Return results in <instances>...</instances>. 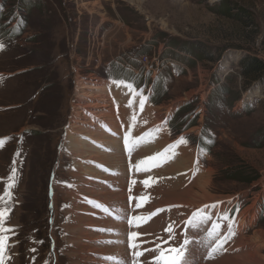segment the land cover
Here are the masks:
<instances>
[{
    "label": "rangeland",
    "instance_id": "1",
    "mask_svg": "<svg viewBox=\"0 0 264 264\" xmlns=\"http://www.w3.org/2000/svg\"><path fill=\"white\" fill-rule=\"evenodd\" d=\"M17 1L0 0V139L5 140L0 146V196L11 192V199L0 200V209L9 210L4 226L15 229L5 233L10 237L5 251L10 259L5 264H85L79 254L90 242L81 239L87 229L83 223L94 219L96 204L108 209L101 213L106 217L127 216L126 195L130 194L124 188L130 178L129 166L125 168L129 152L122 151L123 131L130 133L133 144L149 133L145 136L149 142L132 150L131 178L136 183L131 194L150 196L142 207H134L133 216H148L152 204L151 209L169 205L152 218L163 214V223L174 226L178 219L171 215V204H183L188 215L198 209L211 213V222L222 225L223 236L229 234V221L222 219L227 214L234 221L233 231L240 234L235 237L242 253L225 257L221 249L201 263L264 264V241L257 242L260 237L264 240V96L248 100V91L239 90V61L250 54L264 60V0H31L40 4L39 9L24 14ZM221 4L253 13L261 36H256L257 29L221 15ZM20 16L25 18L24 28L17 23ZM18 26L23 28L21 33H10ZM190 47L211 59L203 61ZM145 56L154 61L157 76L145 74L140 61ZM112 78L147 86L137 95ZM81 80L104 86L113 116L118 114L124 121L118 134L106 125L110 136L103 144L93 141L95 132L79 142L73 140L72 133L81 131V122L74 120L75 108L84 99L77 91ZM149 94L141 110V96ZM236 96L240 100L233 102ZM122 103L125 110L119 109ZM130 113H147L149 125H161L140 131L146 123L133 125ZM191 122L195 127L186 130ZM181 138L187 143L173 149L166 162L149 172L136 170L137 162ZM114 139H122L118 151L112 149ZM13 172L15 183L9 190ZM149 178L155 182L145 186L143 181ZM212 204L218 206L204 207ZM248 208L253 209L249 215L254 219L238 231V221L246 218ZM106 222L128 242L126 219L121 227L110 219ZM163 223L158 217L146 230L157 232ZM140 227L130 226L135 231ZM207 232L189 229L194 240L203 243L211 239ZM139 240L148 241L143 243L145 249L154 247L149 236ZM182 242L175 236L170 244ZM191 247L198 257L194 241ZM100 249L116 257L119 253L113 245L105 249L94 244L85 250ZM249 252L256 254L255 259L248 257ZM152 257L149 252L140 260L149 264ZM189 264L198 262L190 256Z\"/></svg>",
    "mask_w": 264,
    "mask_h": 264
},
{
    "label": "bare ground",
    "instance_id": "2",
    "mask_svg": "<svg viewBox=\"0 0 264 264\" xmlns=\"http://www.w3.org/2000/svg\"><path fill=\"white\" fill-rule=\"evenodd\" d=\"M106 87H108L109 89H112L113 88V87H110L108 85H106ZM77 91L79 92V94L81 96H83L84 99H83V101L80 104H78L79 107L78 108H75L74 120L77 119V120H75L76 122H81V128H80L81 131H79V132L77 131L76 133L75 132L72 133V134H75V135H73L74 136L73 137V140L74 141L79 142L82 138H83L82 140H84L85 138H87V136L90 133H94L95 132L96 133V136H93V141L94 142H97V140H99V143H102L103 144L108 139V137L106 135L110 136L109 134H107L105 132L106 131L105 127H107V126L110 127V129H111L110 132H112L114 134H118V131L119 132H122L123 131V129H121V128L124 126V121L119 118L118 114H115L113 116V112L111 111L110 104H109V99H108L107 95L105 94L104 86H101L99 84V82H92L90 85H86L81 80V83H78V89H77ZM124 93H125V91H123V90L120 91V94H124ZM112 94H113L114 98H116V95L114 93H112ZM245 97H246V99L250 100L253 97V94H248ZM118 103H119V101H118ZM107 108H108V110H107ZM119 109H124L125 110L124 103L119 104ZM132 115H135V117H136L135 122H133V120L131 118ZM148 117H149V114H147V113H141L139 115L130 113V117H129L128 120H129L130 123H132L135 126H139V125H142V124L146 123L145 125H142V127L143 126L144 127L141 128V130H140V131L145 130V132H147V131H149L151 129H155L156 127H159V125H161V122H158V123L157 122H154V123H152V124L149 125L148 122H149V119L150 118H148ZM82 118L84 120H81ZM96 130H100V131L99 132H96ZM157 130L159 131V129H157ZM123 133L127 134L128 132L123 131ZM128 134H130V133H128ZM114 141L115 142L113 143L112 149L115 150V151L120 150V146L122 144V139H117V141L114 139ZM84 142H85V146H87L88 145L87 141H84ZM134 144H136V142ZM123 146H124V144H123ZM181 149H179V150H181ZM122 151L125 153V152L128 151V148L127 147H124V150H122ZM181 152H182V150H181ZM126 156H127V159L129 161V163H128V165L125 166V168H127L129 166L128 167V175L130 176V178L128 179L127 188L126 187L124 188L125 190L127 189L126 192L127 193L129 192L128 194H130L128 196L126 195L127 202H128L127 207H125L126 208L127 216L126 217H123V219L122 218H118V217H122V216H120V215H118L116 213V217L115 218L112 217V214H111L110 217H106L103 214L101 215V213H105L103 203L96 204V209H95V212L93 213L94 219H92V220L86 219L87 222L86 223H83V226L85 228L87 227V229H83L84 231L81 230V229H79L80 231H83L82 234H81V239L84 240L85 242L86 241L87 242H90L89 244H87L86 247H84V249H83L84 251L82 252V254H79L80 257L83 258V260L85 261V264H113V262L111 260L105 259V258L106 257H113V256L116 257L115 254L110 255L108 251L105 252V251L101 250L102 248L100 249L101 251H97V252H94V251H91L90 252V251H86L85 250V249H89V247H91V245H94V244H98L99 246L104 247L105 249H108L111 245H113V248H117V249L119 248L118 249L119 250L118 251L119 253H118L115 261H118V260L123 259L124 256L125 257L128 256V258L130 259V254H129V251L130 250L128 248V242H126L123 239H121L119 237V235L116 234V232H118V230H115L114 228L110 227L111 225H109L106 222V219H110V220H112L114 222L120 223V227H121L123 224H125L123 222L124 219H126L127 217L133 216V214L131 213V211L134 210V207L136 205L137 199H132L131 201H128L130 196L131 197H135L134 194H131L132 191H133V187L135 185V184L132 183L133 180L131 178V176L134 173V171H133V169L131 167V158L133 156V152H131V155H129V153H128V155H126ZM149 156H151V154ZM137 164H138V162H137ZM118 170H119V167L116 168V169H114L113 172L116 174ZM95 185H97V184H95ZM97 186L100 187V184H98ZM157 193L158 192H156L155 194H157ZM93 194H95V193L93 192L92 195ZM123 194H124V192H123ZM82 195H84V194H82ZM147 197H150V196H147ZM210 200H215V199H210ZM84 201H87V200H84ZM155 201H158V199L155 198ZM211 203H213V202H211ZM87 204L88 203H85L84 205H87ZM149 204L147 203L146 205L149 206ZM208 204H210V203H208ZM98 205H100V206H98ZM153 205L154 204H152V205H150L148 207L149 210H151L149 213H151L153 210L157 209L156 207L151 209V207ZM171 205H172L171 207H174V209L171 210L172 212L171 211H169V212L172 213L171 215L173 217L175 216V218L178 219V222L176 224H174V226H173L174 227V231H175V236L178 239L182 240V241H183L184 238H187V239L195 242V245L198 246V252H200V253H199L198 257H197V255L194 252V247H191V245H189V248H190V256H193L197 260L198 264H202L201 262L204 261V259H209L207 257V255H206V252L208 251V249H210L212 246H214L215 240H213L211 238L209 240V242L206 241L205 243H203L202 241H200V243H197L198 241L197 240H194V238L189 233V229L191 227H189L186 224V221L190 218L191 215H188L186 213L187 210L184 209L183 204H179V205L171 204ZM177 206H180V207H177ZM72 207H69L68 209L70 210V209H72ZM165 207L168 208L169 205H167V206L166 205L165 206H161L158 209H166ZM183 210H184V214H182V211ZM251 211H253L252 208L249 209L246 212V218H244V219L241 218V220L238 221L239 222L238 231H239V227H240V229L242 228V230H243L244 229L243 224H245L246 222L247 223L248 222L251 223L252 220L254 219L253 216L250 217V215H249ZM166 212H168V211H166ZM149 213H147V214H149ZM140 216H143V215H140ZM158 217H160L162 219V223H163L165 216L163 214H161V215L157 216L156 218H158ZM240 217H241V215H240ZM156 218H154V219L151 218L149 221H147V224L144 225V226H142V227H140L141 229H138V231L139 232L145 231L144 233H147V234H144L142 236H145V237L146 236H149V238H150L151 241L157 240V237H161V238H163L165 240L166 236H168V233L165 231V229L168 227L166 225V222H165V224L163 223V226L160 227V230L157 231V232H153V231L150 232V231H147L146 230V227L148 225H150ZM97 220H100V221H97ZM213 223H214V221L211 222V220H210L207 224L201 226L200 229L203 230V231H206V230L209 231L210 228H211V225ZM252 224H254V223H252ZM252 224H250V225H252ZM125 225L126 226H129V229L127 231V234L130 231H135L134 229H131L130 228V225L127 222H126ZM108 229H112V230H115V231H106ZM185 229H187V235H186V237H185ZM88 231L90 232L89 234L87 233ZM225 235H229V234L226 233ZM225 235H223V236H225ZM235 236H240V234H237V230H235V235H231V238L228 239L227 242L224 243V245H223L222 255L225 254V257L226 256L227 257H234L237 254H239L240 252L242 253L240 247L237 244L238 243L237 242L238 240L236 239ZM91 238H93V239H91ZM239 238H241V237H239ZM116 240L122 241V243H109L108 242V241H116ZM240 241H242V240H240ZM263 241L264 240L261 239V237L257 240V242H263ZM233 243H235L236 245L234 244L232 247L230 246L228 249L226 248L230 244L232 245ZM124 244H127L126 249H124V247H123ZM224 248H226V249H224ZM246 248H247V246H246ZM112 251H110V252H112ZM84 252H86V253H84ZM230 252H233L235 254L231 255ZM79 253H81V252H79ZM146 253H149V252H145V254ZM154 255H155V253H153V256ZM201 255H203V257H201ZM255 255H256L255 253L254 254L251 253V252L248 253V257L250 259H255ZM151 260H152V258H151ZM239 262L240 261L238 260L237 263H239ZM212 264H214V263H212Z\"/></svg>",
    "mask_w": 264,
    "mask_h": 264
},
{
    "label": "snow or ice",
    "instance_id": "3",
    "mask_svg": "<svg viewBox=\"0 0 264 264\" xmlns=\"http://www.w3.org/2000/svg\"><path fill=\"white\" fill-rule=\"evenodd\" d=\"M3 49V45H0V50ZM114 83H117V85H122L125 82L124 81H114ZM127 88L136 91L133 88V85L131 83H128L126 85ZM137 95H140L141 93L136 92ZM147 100L146 96H141L139 107L141 110L145 107V102ZM133 122H135L136 117L133 115L132 117ZM158 131V130H157ZM149 133H145L144 136H141L137 141L136 144L133 145V143L130 141L129 136L130 134L125 135L124 143L126 147L128 148L129 155H131V152L133 150L134 146H139L141 143H147L149 141L145 140V136H148ZM5 143V140L0 139V146H2ZM187 141L184 138H181L176 143L169 145L167 148H165L163 151L156 153L153 156H149L146 159H142L139 161L138 164L135 165V168L137 171L141 172H149L151 168L160 166L161 162H166L169 159V154L172 153V150L175 149L179 144H185ZM154 183L155 181L152 178L145 179L143 181V184L145 186H149V184ZM14 172H13V178L12 182L8 184L7 188L10 190L14 186ZM133 184L136 183V181L132 182ZM11 199V192L5 191L4 195L0 196V200H4L5 198ZM130 201L132 199H137L138 203L135 205L136 208L142 207L147 201L148 197L146 195H142L141 197H131ZM100 206V205H98ZM218 205L212 204V205H205V208H212L215 209ZM180 207V206H177ZM105 211H108L107 208H104ZM170 210V209H169ZM8 209L3 208L0 209V264H5L7 259H10V257L5 255L6 248L8 247L6 241L10 239L9 236L5 235V233L14 232L15 229L8 228L4 226L5 218L8 215ZM122 211V210H121ZM165 211V209H157L156 211L149 213L148 216H131L126 218V222L132 226L139 228L141 225L149 221L153 216L157 215L159 212ZM122 218L123 217H118ZM213 217L211 213H204L203 209H198L197 211H194L190 218L186 221V224L194 229H199L201 226L207 224L210 220H212ZM222 219L225 221H229V235L220 236V229L222 225L218 222L213 223L211 225L210 230L207 232V236L215 240L214 246H212L208 251L206 252V255L209 259L214 258V254L218 251H220L223 248V244L227 242L228 239L231 238V235H235V232L233 231L232 225L234 224V221L229 220V216L227 214H222ZM103 231V230H102ZM106 231H115L112 229H108ZM165 231L168 233V239L164 240L161 237H157V240L152 241L154 247L152 248H143V243H148V241L141 242L139 238L144 235L138 231H130L127 234L128 237V248H129V254L130 259L125 262L123 260L118 261V264H142L140 258L144 256L145 252H152L155 253V255L152 257V260L149 262V264H189L190 260V248L189 245L193 243V241L184 238L182 244L179 246H175L170 244V241L174 240L175 238V231L172 224H170ZM117 235H119L118 232H116ZM187 235V229H185V237ZM109 243H122V241L116 240V241H108ZM42 243V241H40ZM200 243V242H197ZM169 245L167 248L164 247V245ZM32 251H35V249H32ZM105 259L109 260H116V257H106Z\"/></svg>",
    "mask_w": 264,
    "mask_h": 264
},
{
    "label": "trees",
    "instance_id": "4",
    "mask_svg": "<svg viewBox=\"0 0 264 264\" xmlns=\"http://www.w3.org/2000/svg\"><path fill=\"white\" fill-rule=\"evenodd\" d=\"M17 9L22 11L23 14L25 12L30 13L33 11V9L37 8L39 9L40 4H35L34 1L31 0H18L17 1ZM231 4H221V7L218 8V11H220L221 15H224L226 17H228L229 19H233L236 22H240L241 24H243L246 28L250 27L251 29H257L256 31V36L260 37L261 33L259 30V25L256 24V22H254V15L253 13H251L250 11H246L242 8H231L230 6ZM236 7V6H234ZM238 9L239 12L238 13H233L234 10ZM25 18H23V16H20L17 19V23L20 22V25L23 27L24 23H25ZM21 26L17 27V31H13L10 33H21L20 31L24 28H21ZM261 42L262 45H264V33L261 36ZM172 44V43H170ZM191 48V47H190ZM235 49H239V50H243L245 49L242 46H234ZM191 50H193L192 53H194L195 55H198L199 57L202 56V60L203 61H207L208 59H211V57L206 54L205 52H203L202 50H199L197 47L191 48ZM211 61V60H209ZM239 66H240V72H239V77L240 80L242 81L241 87L239 88V90L241 92H247L246 95L248 94H253L252 99H255L257 97H261V95L264 96V60L259 58L258 55L256 54H250V55H246L244 56L240 61H239ZM115 81H124L126 84L131 83L134 87L135 90H137L139 87V85L136 83H132L130 79H125V78H120V79H115ZM139 83V82H138ZM239 92V91H238ZM160 93V92H159ZM240 94V92L238 93ZM234 95V94H233ZM239 101L240 97L236 96L234 99H232V101ZM155 101V100H154ZM152 100V102H154ZM156 103V102H155ZM158 103V101H157ZM173 120V119H172ZM176 127H181L180 124L176 123L175 120H173ZM195 122H191L188 126H186V130H189L193 127H195ZM171 125V120L169 122V126ZM200 144V142L198 143Z\"/></svg>",
    "mask_w": 264,
    "mask_h": 264
},
{
    "label": "built area",
    "instance_id": "5",
    "mask_svg": "<svg viewBox=\"0 0 264 264\" xmlns=\"http://www.w3.org/2000/svg\"><path fill=\"white\" fill-rule=\"evenodd\" d=\"M141 63H142V65L146 68V75L148 74V73H150V72H153L154 73V76L155 75H158L157 74V71L156 70H154V68H153V65H152V63L154 62V61H152V62H150V60H149V57L148 56H145L144 58H142L141 60ZM156 66L159 68V64L157 63L156 64ZM157 68V69H158ZM134 72L136 73V74H138V72L137 71H135L134 70Z\"/></svg>",
    "mask_w": 264,
    "mask_h": 264
}]
</instances>
